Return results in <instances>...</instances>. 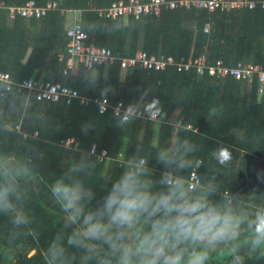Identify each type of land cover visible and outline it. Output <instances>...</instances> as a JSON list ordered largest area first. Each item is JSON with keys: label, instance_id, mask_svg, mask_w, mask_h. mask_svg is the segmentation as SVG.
<instances>
[{"label": "trees", "instance_id": "obj_1", "mask_svg": "<svg viewBox=\"0 0 264 264\" xmlns=\"http://www.w3.org/2000/svg\"><path fill=\"white\" fill-rule=\"evenodd\" d=\"M28 1L0 0L6 6ZM36 1L44 5L50 0ZM55 1L62 8L78 10L79 23L90 36L88 44L108 48L118 57L146 51L174 56L177 61L205 56L209 65L223 61L230 67L239 62L264 67L261 7L213 14L197 8L165 9L161 17L112 19L102 17L99 9L128 0ZM67 26L68 17L59 9L42 19L18 16L14 20L7 8L0 9V71L9 73L16 84L0 96V150L29 156L37 177L36 183L25 186V207L33 218L36 235L13 234L8 218L0 216V264H42L43 250L62 227L47 186L79 158L81 151H91L94 145L109 151V158L99 161L88 178L97 200L105 194L104 183L119 175L120 160L135 150L137 142L143 143L144 155L153 157L150 167L159 176L163 167L154 158L157 149L183 137L196 145L194 157L200 166L192 172L198 173L200 182L214 180L234 193L255 190L264 196V93H259L257 78L249 84L232 75L205 73L199 77L194 71L178 72L176 68L164 72L131 68L124 72L120 62L95 70L81 66L65 75L70 59ZM32 78L62 83L91 101L82 104L74 99L68 104L66 99L37 100L19 87ZM105 97L112 106L118 101L125 106H140L145 115L118 127L116 122L121 118L115 116L114 109L103 114L96 102ZM212 110L215 115H210ZM154 114H158L156 121L149 119ZM89 121L93 127L84 134L81 126ZM239 133H243L240 141L236 138ZM71 138L77 144L66 147L65 142ZM220 146L232 154L226 166L212 156ZM241 255L247 256V250L242 248ZM231 260V249L221 247L213 252L210 264H231ZM245 264H264V258L251 256Z\"/></svg>", "mask_w": 264, "mask_h": 264}, {"label": "clouds", "instance_id": "obj_2", "mask_svg": "<svg viewBox=\"0 0 264 264\" xmlns=\"http://www.w3.org/2000/svg\"><path fill=\"white\" fill-rule=\"evenodd\" d=\"M127 123L117 119L116 125ZM92 127L89 121L81 130L87 134ZM236 138L242 140L243 133ZM196 151L188 137L158 148L154 158L163 171L157 176L150 167L153 157L137 142L119 175L104 183L99 200L88 178L100 158L81 151L47 186L62 227L43 250L42 264H210L221 247L231 249V264L264 258V196L255 190L234 193L214 180L194 186L191 173L200 166ZM212 156L222 166L232 159L225 146ZM36 181L29 156L0 150V216L8 218L15 235H36L25 207V186Z\"/></svg>", "mask_w": 264, "mask_h": 264}, {"label": "built area", "instance_id": "obj_3", "mask_svg": "<svg viewBox=\"0 0 264 264\" xmlns=\"http://www.w3.org/2000/svg\"><path fill=\"white\" fill-rule=\"evenodd\" d=\"M261 7L264 9V0H151L144 2L142 0H128L119 1L112 4L106 9H99L102 17L107 16L112 19L124 18L129 19L134 17L140 19L144 16H157L161 17L165 9L175 10L178 8H197L200 10H207L209 14L213 13H234L242 12L246 9H256ZM7 8L9 10L10 19L14 20L20 16L22 18L42 19L47 17L53 10H61L67 17L69 14L74 15L73 22H68L67 32L70 39L68 68L65 75H68L70 70H78L81 66L95 70L98 66L115 65L120 62L121 69L126 72L131 68H142L148 71L164 72L171 68H176L178 72L194 71L199 77L205 73L211 76L225 77L232 75L236 79L253 83L257 78L259 82V93H264V67L260 64L243 63L239 62L235 66H225L223 61H218L214 65L207 63V58L201 56L197 59L190 58L188 60L177 61L174 56H167L159 53L158 55L150 54L146 51H139L133 57H118L108 48L99 47L97 45L88 44L90 36L84 29L83 25L79 23V12L77 9H65L60 7L59 3L55 0H50L47 4L39 5L36 0H29L26 4L16 6H6L0 2V9ZM209 26L206 27V31ZM65 57L62 55L61 59ZM16 86L9 73L0 71V88L4 91L0 93L4 97L6 93L13 90ZM21 89L28 91L31 95H35L37 100L59 102L66 99L68 104H72L74 99H80L82 104H89L91 98L83 96L80 91L65 86L62 83L49 82L43 78H32L24 81L19 85ZM97 104L100 106L101 113H107L109 109H114L116 117H120L126 121L131 118H143L145 113L140 109V106H125L123 101H118L117 105L112 106L109 98H97ZM2 102L0 101V110ZM152 121L158 119V114L152 115ZM181 123L177 125V130L180 128ZM20 126L17 127L20 130ZM38 136V133H35ZM77 144L76 139L71 138L65 142L66 147H72ZM94 157L100 158L101 162H105L109 158V151L104 149L100 150L98 145H94L92 150ZM122 157V154L119 155ZM122 163L123 161L120 160ZM191 180L195 184L200 183L198 173H191Z\"/></svg>", "mask_w": 264, "mask_h": 264}, {"label": "rangeland", "instance_id": "obj_4", "mask_svg": "<svg viewBox=\"0 0 264 264\" xmlns=\"http://www.w3.org/2000/svg\"><path fill=\"white\" fill-rule=\"evenodd\" d=\"M74 19V15L69 14L68 15V22L72 21ZM34 252H32L30 255H32Z\"/></svg>", "mask_w": 264, "mask_h": 264}, {"label": "crops", "instance_id": "obj_5", "mask_svg": "<svg viewBox=\"0 0 264 264\" xmlns=\"http://www.w3.org/2000/svg\"><path fill=\"white\" fill-rule=\"evenodd\" d=\"M74 20V19H73ZM73 20L72 21H70V22H73ZM34 254V253H33Z\"/></svg>", "mask_w": 264, "mask_h": 264}]
</instances>
